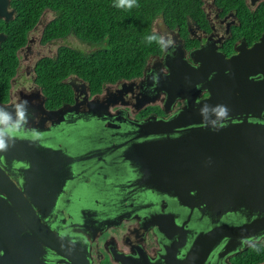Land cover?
Wrapping results in <instances>:
<instances>
[{"label":"flooded vegetation","instance_id":"1","mask_svg":"<svg viewBox=\"0 0 264 264\" xmlns=\"http://www.w3.org/2000/svg\"><path fill=\"white\" fill-rule=\"evenodd\" d=\"M190 10L183 19L181 14L174 21L162 15L154 19V31L168 33L175 46L151 56L140 76L107 83L94 93L80 77H68L71 96L49 107L37 70L39 62L56 54H44L42 48L51 41L41 42L54 9L49 0H0V76L13 72L0 107L26 100L29 116L14 145L0 153V170L11 179L0 178V264H72L49 245L45 227L76 242L78 255L90 264H120L111 248L122 256L146 255L150 262L176 264L209 232L206 213L200 218L197 209L190 212L179 200L142 185L137 158L126 155L133 142L143 139L134 137L140 122L149 116L167 119L185 105L183 92L170 88L169 66L176 60L180 66H185L182 61L191 65V78L200 89L198 101L207 95L204 83L216 72L207 65L216 61L213 58H228L264 43V0H194ZM60 108L63 112L56 118L47 113ZM175 135L168 131L163 138ZM38 146L60 152L57 183L49 182L53 162H30V157L49 152ZM68 158L72 161L67 163ZM246 208L252 209L244 204L242 210ZM259 217L237 212L218 223H253L249 228L256 230L264 227V213ZM38 222L45 227L40 229ZM260 233L208 240L216 243L202 246L201 263L232 264L236 254L250 247L242 245L241 238L264 243Z\"/></svg>","mask_w":264,"mask_h":264},{"label":"water","instance_id":"2","mask_svg":"<svg viewBox=\"0 0 264 264\" xmlns=\"http://www.w3.org/2000/svg\"><path fill=\"white\" fill-rule=\"evenodd\" d=\"M213 60L216 61L207 65L214 67L216 72L210 82L204 83L207 95L198 101L200 89L196 90L191 78V65L182 61L185 66H180L176 60L174 67L169 66L170 88L183 92L185 105L167 119L149 116L148 120L140 122L134 137L143 139L133 142L131 150L126 152V155L137 158L142 185L179 200V204L190 212L197 209L202 213L200 218L207 214L211 229L193 243L189 254L183 255L181 261L174 260L178 261L176 264H202V246L216 243L207 242L210 239L226 234L264 233L259 222L256 230L249 228L253 223L241 226L218 223L231 213L244 212L247 217L256 213V220L264 213V43L231 57ZM168 93L175 97L174 93ZM204 104L226 105L228 119L222 123L211 121L207 114H201ZM62 112L60 108L47 113L56 118ZM214 127L218 130H213ZM168 131L176 132V135L163 138ZM38 149L49 152L30 157V162L42 165L53 162L49 165V182L57 183L60 178L57 172L62 171L60 152L41 146ZM65 161L72 160L68 158ZM0 178L10 179L2 170ZM244 178V184H239ZM244 204L252 209L243 211ZM170 217L173 218L172 215ZM38 225L40 229L45 227L39 222ZM43 231L49 237V245L66 260H71L72 264H90L86 256L78 255L76 242L59 236L50 227ZM111 252L120 264H162L158 260L150 262L146 255L122 256L114 248ZM192 253L194 255H190Z\"/></svg>","mask_w":264,"mask_h":264},{"label":"trees","instance_id":"3","mask_svg":"<svg viewBox=\"0 0 264 264\" xmlns=\"http://www.w3.org/2000/svg\"><path fill=\"white\" fill-rule=\"evenodd\" d=\"M193 1L136 0L137 6L129 10L115 7L117 0H49L55 16L43 29L41 42L74 37L91 47L86 50L60 44L53 57L38 63L37 77L49 107L60 106L71 96L68 77H80L94 93L107 83L140 76L148 59L162 52L159 44H149L145 39L157 34L154 19L162 15L173 20L179 14L183 19ZM40 13L41 8L37 17ZM21 38L24 41L25 35ZM11 73L0 76V100L7 99ZM256 246L259 253L250 246L236 254L232 264L263 262L264 243Z\"/></svg>","mask_w":264,"mask_h":264},{"label":"clouds","instance_id":"4","mask_svg":"<svg viewBox=\"0 0 264 264\" xmlns=\"http://www.w3.org/2000/svg\"><path fill=\"white\" fill-rule=\"evenodd\" d=\"M137 6L136 0H117L115 7L122 9H132ZM146 41L151 44L153 42L159 44L162 49L169 50L174 48V40L168 33H160L148 35ZM170 54V53H169ZM155 79V77H153ZM201 114H207L209 119L213 122H223L228 119L229 109L226 105H208L201 106ZM28 102L20 100L13 104L10 108L0 107V153H6L15 142L16 134L28 124ZM213 130H218L215 127ZM242 245H249L253 247L258 253L260 248L256 246L253 240L248 238H241Z\"/></svg>","mask_w":264,"mask_h":264},{"label":"rangeland","instance_id":"5","mask_svg":"<svg viewBox=\"0 0 264 264\" xmlns=\"http://www.w3.org/2000/svg\"><path fill=\"white\" fill-rule=\"evenodd\" d=\"M60 44H68V45H71L73 47H76V48H79V49H86V50L91 48L90 46H88V44L80 42L79 40L75 39L74 37H69V38H67L66 40H63V41H58V40L51 41L49 43L48 47L42 48V52L44 54L53 55L55 53L57 47Z\"/></svg>","mask_w":264,"mask_h":264},{"label":"bare ground","instance_id":"6","mask_svg":"<svg viewBox=\"0 0 264 264\" xmlns=\"http://www.w3.org/2000/svg\"><path fill=\"white\" fill-rule=\"evenodd\" d=\"M169 73H170V72H169ZM169 75H170V74H169ZM169 75H168V77H169ZM170 79H171V78L169 77V81H170Z\"/></svg>","mask_w":264,"mask_h":264}]
</instances>
